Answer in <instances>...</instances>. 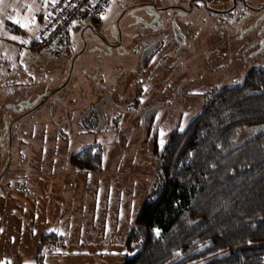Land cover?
I'll return each instance as SVG.
<instances>
[{
	"label": "rangeland",
	"instance_id": "rangeland-1",
	"mask_svg": "<svg viewBox=\"0 0 264 264\" xmlns=\"http://www.w3.org/2000/svg\"><path fill=\"white\" fill-rule=\"evenodd\" d=\"M246 1L247 4L264 2ZM201 2L193 0L194 9L186 14L177 11L167 15H164L166 11L160 13L159 16L175 21L181 37L176 46L180 54L173 58L171 65V57L166 59L167 64L159 65L158 68L162 69L160 74L157 68L153 69L154 64L144 68L137 52L135 55L131 48L125 46L131 39L128 30L131 17L148 21L158 14L148 11L147 4L177 8L186 7L187 0H112L98 29L85 28L84 24L72 28L73 53H77L82 44V29L87 48L98 45L103 51L92 58L89 54L87 58L86 54L78 56L65 87L58 93L53 92L46 105L15 123L10 160L9 138H3L2 134L29 104L64 83L71 59L68 55L57 57L30 48L29 40L37 31V15L42 9L35 14L34 24L30 27L26 20L33 9L28 8L26 13L21 15L18 12L19 15L11 17L12 14L4 13V18H0V172L3 169L0 175L9 164L8 173L1 182L0 264H38L36 245L43 233H54L56 238L44 247L39 264H122L127 234L143 200L152 191L153 174L167 136L174 129L182 130L213 97L215 90L241 84L247 70L264 59L260 58L264 56L263 52L252 54L253 46L245 48L244 44H249L251 37L244 34L243 38L235 24L234 29L227 24L219 28L222 24V19H218L220 16L225 21L237 18L238 12L234 13L235 16L209 14L202 11ZM135 5L139 6L120 16L122 10ZM7 18L20 21L25 34H15L4 26L3 21ZM118 20L124 45L107 49L102 44L104 40L112 42L117 39ZM262 27L264 25L256 31ZM13 36L17 39L13 40ZM206 45L208 69L202 55H197V51ZM81 66L83 73H80ZM94 66L100 68L103 75L107 72L104 84L108 85V92L90 93L94 87L90 84L91 77L97 86L102 82L101 77L91 71ZM214 67L220 72L219 82L217 71L212 69ZM205 69L207 73L202 74ZM120 75L121 80L118 81ZM179 80H185L182 93L193 96L176 103L177 98L173 96L179 95ZM213 82L217 83V89L211 88ZM114 84L119 88L117 92ZM77 88L79 94L75 97L82 101L76 110L80 111V105L86 104L84 100L89 93L92 102L98 100L100 103L105 99V108L116 114L110 115L107 133H97L92 141L86 139L87 126L82 125H73L77 134L56 136L52 132L56 127L47 123L43 115L46 106L57 103L55 100L58 98L66 99L70 90ZM141 88L144 92L140 98L145 105H129L136 96L135 92ZM154 103H163L156 109L157 116L162 118L159 126L155 124L158 117L154 126L149 121L143 123L140 120V115ZM174 117L178 118L176 123ZM17 130H27L32 135L24 133L25 138L20 139ZM248 135L249 130L244 129L235 139L236 143H241ZM94 141L102 155L101 168L94 171L73 166L69 161L70 154ZM27 158L32 163H27Z\"/></svg>",
	"mask_w": 264,
	"mask_h": 264
},
{
	"label": "trees",
	"instance_id": "trees-1",
	"mask_svg": "<svg viewBox=\"0 0 264 264\" xmlns=\"http://www.w3.org/2000/svg\"><path fill=\"white\" fill-rule=\"evenodd\" d=\"M3 23L25 34L11 18ZM244 129L249 135L237 144ZM70 163L97 171L100 148L78 150ZM152 179L122 264H264V63L167 136ZM55 238L40 236L38 264Z\"/></svg>",
	"mask_w": 264,
	"mask_h": 264
},
{
	"label": "flooded vegetation",
	"instance_id": "flooded-vegetation-1",
	"mask_svg": "<svg viewBox=\"0 0 264 264\" xmlns=\"http://www.w3.org/2000/svg\"><path fill=\"white\" fill-rule=\"evenodd\" d=\"M187 1H188V5L186 7H177V8H172L171 6H169V7H167V6L158 7V6H155L153 4H147L146 8L148 11L158 14V15H155L154 17H152L151 19H148V21L144 20V19L135 18L134 16L131 17V25L128 27V30L130 31V34H131L130 35L131 39L126 43L125 46L127 48H131V53H135V55H136V52H137L138 58L140 59L141 64L143 65L144 68H148V67H150V65L154 64L153 69L157 68V73L160 74L162 69L158 68L159 65L167 64L166 59L169 57L172 58V61L169 64V65H171L173 63V58L176 57L178 54H180V53H178V52H180V50L178 51V48H176V46H178L177 41H181V37H179L180 31H179L175 21L171 20L170 17L159 16V15H160V13L164 14L163 13L164 11H166V13L164 15H167V13L170 14L171 11H177L178 13H181V14H186V13L192 12L194 9L193 8L194 7L193 6V0H187ZM231 3L232 4H228L227 6H224L223 8H217V7L209 6L208 4H206L204 2H201L199 6L202 9V11L207 12L209 14L234 15L235 12H238L237 18L226 19L225 21L223 18H221L222 16H220V18H218V19H220V20L222 19L221 23L223 25L221 24L219 28H221L222 26L227 24V25H232V27L234 29L235 28L234 24H235L240 35H242L243 38L245 37V36H243L244 34L250 35V37H251V39L248 41L249 44H244L245 48L253 46L252 47L253 48L252 54H257L258 52L264 53V27L259 28V30H258L259 34L258 35H257V31H256V29L260 25H264V2L258 1V2H255L254 4H247L246 0H240L238 2L237 1L235 2L233 0ZM137 6H139V5H135V6L125 8L124 10L121 11L120 16L121 17L125 16L126 14H128L127 12L131 8H133V7L136 8ZM168 10H170V11L168 12ZM251 14H253V16ZM250 15L253 18H251ZM120 19L121 18H119V20ZM119 20L116 22L117 33H118L117 39H115L112 42H108V40H106V41L104 40V44L101 43L107 49L108 48L113 49V48H119V47L122 48L124 45L123 44V42H124L123 35H122V32H121L120 27L118 25ZM218 26H219V24L216 23L215 27L218 28ZM85 28H89V27L85 26ZM168 30L170 31V34L166 35ZM83 31H84V29H82V31H81L82 44L80 46V49L77 51V53H73L72 48H71L70 53L68 54V58L70 57L71 61H70V68H69V72L67 74L66 80L63 81L64 83L60 84L56 89L53 88L52 90L48 91L44 95L40 96L39 100H37L35 103L29 104V106L26 108L25 112L19 114L18 117L16 119H14L12 123H10L11 124L9 126L10 129L8 127V129L5 131V133L2 134L3 138L4 137L9 138V160L11 159V144H12L11 136H12V131H13L12 128L15 126V123L19 119L24 117L26 114H28L29 112H32V111L36 110L37 108L46 105L47 102L49 101L50 97L54 93H58L60 89L65 87V85L68 83V81L71 77L73 67H74V62L78 56L86 54V56L85 55H83V56H85V58H87V55L89 54L90 58H92V57H96L98 53H101L103 51L102 47L101 46L98 47V45L87 48L88 43L82 36ZM257 36H259V37H257ZM235 38L237 39V37H235ZM260 47H262V49L260 51H258V49ZM207 49H208V45L200 48L197 51V55H202V61L206 64L207 69H208V65H207L208 60L207 59H209V51ZM260 58H264V56L260 57ZM262 61L259 64L264 63V59H262ZM169 65L167 67H169ZM257 65L258 64L253 65V66H257ZM207 69H205V71L202 74L207 73ZM212 69L217 71L216 75H217V81H218L220 79V75L218 73H220V72H219L218 68H216V67H214ZM80 70H81L80 73L85 72L84 68L82 66L80 67ZM91 71L98 74V76L101 77L102 82L100 83L99 86H97L95 84V81L91 77L90 84L94 87L91 89L90 93L96 94L102 90H103V92L104 91L108 92L109 91L108 85L104 84V80H105V77L107 75V72L105 71V74L103 75V73L101 72V69L98 67H95V66L91 69ZM246 73L244 75V78L249 72L247 74ZM76 79L78 81V76H76ZM202 79L206 80L207 77H202ZM120 80H121V75L118 77V81H120ZM184 81L179 80V82H178L177 90L179 91V95L173 96V97L177 98L176 103H180L181 101L185 102L184 98L187 100L189 97L193 96L191 93H186L185 95L182 93V85H183ZM78 83H80V80ZM85 83L87 85L88 82L86 81ZM216 84H217L216 82H213L211 85V88L217 89L215 86ZM75 85L78 86V84H75ZM228 86H231V85L222 86L215 91L218 92L222 88H225ZM109 87L111 88V85H109ZM113 88H114V90H116V92L119 90V88L116 84L113 85ZM201 88L203 89L204 87H201ZM211 88H209V89H211ZM148 89H150V88L148 87ZM78 90H79L78 88L73 89L72 91L70 90V93L67 94L66 99L58 98L55 100L57 103H55V104L52 103L49 106H46L43 110V115L46 116L45 121L47 123H50L56 127V129L54 131H52V132H54L53 134H55L56 136L69 137V136H72L74 134H77L78 131L73 128V125H82L84 127H86V126L88 127V128L86 127L87 132H86L85 136H86L87 140L91 139V141H92L93 137H95L97 133H102V134L107 133L106 128H107V123L110 120V115L114 114V116H116V114L113 113L112 111H110L109 109L105 108V106H106L104 104L105 99H103V100L101 99L100 103H98V100H96V102H92L91 101L92 99H91V96L89 93L87 94V96L85 97V100H84L86 104L80 105V106H82V109H80V111L76 110V108L79 106V103L82 101L81 98L78 100V98L75 97L79 94ZM111 90H112V88H111ZM143 92H144L143 88L138 89L135 92L136 96L132 99V101L130 102L129 105H133L135 107H138L139 105H145L144 100H141V98H140L143 95ZM216 92H215V94H216ZM84 93H85V91H84ZM162 104L154 103V104H151L153 106H148V108L146 109L147 113H145L146 112V110H145V112H143L142 115L139 114L141 117L140 120L143 123L149 121L150 125L154 126L153 123H155V118L158 117L155 124L157 126H159L162 122V118H161V115L157 116L156 109H157V107L162 106ZM64 105H66V106H64ZM147 105H150V103H148ZM45 110H46V112H45ZM174 116H175V114H174ZM164 117H166V114L164 115ZM178 118H179V116H178ZM178 118L174 117V123L177 122ZM162 124H164V123H162ZM26 131L27 130H17L16 133L19 134L20 139H23V138H25L24 137L25 134H27V135L31 134L30 132H28V131L26 132ZM34 131H33V133H34ZM95 143H96V141L82 147L81 149L88 148V147L97 148V146H95ZM81 149H79V150H81ZM73 153H71L70 156ZM70 156H69V161H70ZM28 158H27V163H28V161L30 163H32V161H30ZM36 158L38 159L37 155H36ZM8 168H9V164L7 165V167L4 168L5 171L0 175V195H1V190H2L1 189V182L4 178V176H6V174L8 173ZM2 171H3V169H2Z\"/></svg>",
	"mask_w": 264,
	"mask_h": 264
},
{
	"label": "built area",
	"instance_id": "built-area-1",
	"mask_svg": "<svg viewBox=\"0 0 264 264\" xmlns=\"http://www.w3.org/2000/svg\"><path fill=\"white\" fill-rule=\"evenodd\" d=\"M216 5L229 0H201ZM233 1V0H232ZM112 0H52L37 15V31L32 35L30 48L52 56H66L70 53V31L77 24L98 29L101 18Z\"/></svg>",
	"mask_w": 264,
	"mask_h": 264
},
{
	"label": "crops",
	"instance_id": "crops-1",
	"mask_svg": "<svg viewBox=\"0 0 264 264\" xmlns=\"http://www.w3.org/2000/svg\"><path fill=\"white\" fill-rule=\"evenodd\" d=\"M51 0H3V3L0 4V18H4V13H8L11 16H17L18 12L22 15L26 13L27 9H33V12L27 15V20L29 22V27L34 24V16L38 10L45 8L49 5ZM227 6L225 1L216 4L217 8H223ZM7 16V15H5ZM9 17V16H8ZM21 24V22H20ZM30 42V40H29Z\"/></svg>",
	"mask_w": 264,
	"mask_h": 264
},
{
	"label": "snow or ice",
	"instance_id": "snow-or-ice-1",
	"mask_svg": "<svg viewBox=\"0 0 264 264\" xmlns=\"http://www.w3.org/2000/svg\"><path fill=\"white\" fill-rule=\"evenodd\" d=\"M3 3V0H0V4H2ZM17 24H20V21H15ZM21 26H23V25H21ZM12 39L13 40H16L17 39V37H15V36H13L12 37ZM22 43H25V42H27V41H21ZM156 235L158 236L159 235V231L158 230H156Z\"/></svg>",
	"mask_w": 264,
	"mask_h": 264
},
{
	"label": "water",
	"instance_id": "water-1",
	"mask_svg": "<svg viewBox=\"0 0 264 264\" xmlns=\"http://www.w3.org/2000/svg\"><path fill=\"white\" fill-rule=\"evenodd\" d=\"M255 67H256V66H251V67L248 69L247 73L250 72L251 70H253ZM247 73H246V74H247ZM9 129H10V127H9Z\"/></svg>",
	"mask_w": 264,
	"mask_h": 264
}]
</instances>
